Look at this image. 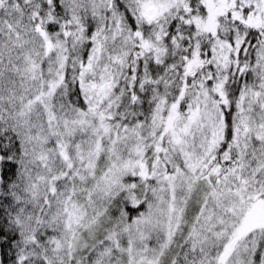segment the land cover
<instances>
[{
	"label": "snow or ice",
	"instance_id": "obj_1",
	"mask_svg": "<svg viewBox=\"0 0 264 264\" xmlns=\"http://www.w3.org/2000/svg\"><path fill=\"white\" fill-rule=\"evenodd\" d=\"M0 264H264V0H0Z\"/></svg>",
	"mask_w": 264,
	"mask_h": 264
}]
</instances>
